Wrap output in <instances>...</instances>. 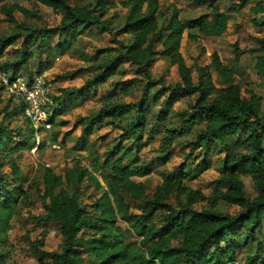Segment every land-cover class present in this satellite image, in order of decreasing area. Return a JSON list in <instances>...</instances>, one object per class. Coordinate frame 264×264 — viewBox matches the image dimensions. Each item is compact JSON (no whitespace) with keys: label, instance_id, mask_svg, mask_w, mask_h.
Listing matches in <instances>:
<instances>
[{"label":"trees","instance_id":"1","mask_svg":"<svg viewBox=\"0 0 264 264\" xmlns=\"http://www.w3.org/2000/svg\"><path fill=\"white\" fill-rule=\"evenodd\" d=\"M32 1L61 13L59 25L54 30L59 40L53 45V31L17 22L15 11L27 17L38 14L16 2L11 4L6 14L15 27L13 33L0 35V69L12 76L21 74L32 79L35 75L44 74V63L38 64L35 69L29 63L36 57L37 50L42 55L56 48L64 53L85 35L110 32L119 37V40L115 39L118 46L100 48L94 58L83 55L91 64L80 72L86 70L93 76L84 85L71 90L64 88L57 97L53 86L52 126L56 116L66 106L85 99L96 87L121 73V67L129 63L147 81L144 77L127 79L122 82L121 91L127 93L135 85H143L145 92L142 98L138 102L108 103L104 106L83 128L82 148L89 136L94 134L97 123L105 118L123 117L132 110H135L136 117L125 132L126 138H142L148 107L159 102V92L153 95L152 100L146 96L147 92L161 83L160 78L151 77L148 65L152 57L160 55L177 66L181 77L174 86L163 89L169 93L161 102L163 108L172 106L181 97H195L189 107L173 112L178 124L164 129L165 135L159 146L163 157L158 158L163 167L175 156L172 146L175 141L185 136L191 138L183 143L186 155L183 156L180 172L164 170L162 182L142 206L143 219L137 220L127 197L136 202L147 198L146 183L137 181L135 176L150 174L151 162L141 164L137 158L127 162L126 154H132V151L124 152L117 142L103 164L94 159L92 168L79 164L64 174L46 165L43 168L42 186L32 182L26 186L27 178L20 165L12 163L11 172L8 173L5 170L7 160L14 152L45 146L44 142H37L38 131L43 130V127L38 128L26 116L27 128L21 129L18 133L20 137L15 138V134L2 120L0 249L9 240V231L19 204L28 200L31 190L35 189L44 202V213L39 216V220L57 223L62 235L60 250L47 251L44 249L47 231H42V238L33 245L38 252L37 264H264V257L258 254L248 256L239 263L232 255L228 257V254L235 252L233 243L254 241L257 239V228L264 224L263 97L253 90H248L245 95L236 81L235 69L224 64L217 52L212 54L210 63L199 67V77L195 82L192 67L187 64L181 51L187 31L193 40L200 36L212 38L224 35L229 26V10L235 9V4L225 11L218 4L211 3L208 12L188 19H182L180 9L173 7L166 24H160L162 0H89L86 3L82 0ZM206 1L197 0V3ZM246 1L240 0L239 4L244 5ZM119 8L126 10V14L123 22L116 23L115 19L119 17L116 11ZM263 8L264 0H261L257 9L262 11ZM113 9V14H109ZM120 36L129 38L125 42ZM20 40V49L13 48L9 52L8 48ZM255 42L256 45L248 51L256 55L255 70L264 76V36L255 37ZM108 51L114 54L109 57L104 55ZM245 51L236 45V59ZM102 57V62H98V58ZM214 70L225 81L222 86L215 84ZM53 82L55 84L56 81ZM0 88L5 90L2 85ZM16 99L20 103L17 112L23 113L25 103L22 99ZM193 128L197 129L194 134ZM234 147L245 148V151L232 149ZM216 149L224 152L217 179L219 188L215 190L212 204L198 210L195 204L200 202L203 194L188 184L191 178L189 170L194 163H201L202 158H209ZM102 167L109 169L108 174L102 176L104 184L98 175ZM244 176H249L256 188L257 194L253 197L246 192ZM85 184H92L96 193V196L91 197L90 204L83 200ZM173 200H177L178 204ZM221 201L237 206L238 211L232 214L217 210L216 206ZM157 211L161 212L162 218L152 222ZM120 221L132 223L133 232L122 226ZM242 232L246 234L244 238L241 237ZM133 234L137 236L136 241L131 239ZM8 257L7 253L0 250V264H9Z\"/></svg>","mask_w":264,"mask_h":264},{"label":"rangeland","instance_id":"2","mask_svg":"<svg viewBox=\"0 0 264 264\" xmlns=\"http://www.w3.org/2000/svg\"><path fill=\"white\" fill-rule=\"evenodd\" d=\"M88 1L82 0L84 3ZM260 1L247 0L244 5H240V0H216L215 2L208 0L202 4L197 3V0H162L160 24H166L167 19L172 14L173 7L180 9L182 19H188L208 12V7L211 3L218 4L225 11H228L235 4V9L229 10V26L224 35L212 38L200 36L193 40L189 37V32L187 31L182 40L181 51L187 64L192 67L195 82H197L199 77V67L210 63L212 54L217 52L224 64L235 69L236 81L241 85L243 93L247 95L248 90L255 91L263 97L264 106V76L255 70L256 55L248 51L256 45L255 37L264 36V8L262 11L257 9ZM14 2L30 10L32 9L38 14L37 16L27 17L21 12L15 11L14 17L17 22L39 28L44 27L53 31L51 39L55 38L53 43L55 45L59 39L54 30L59 25L61 13L32 0H0V35L13 33L15 26L8 20L6 10ZM113 12L114 9L109 14H113ZM116 12H118L119 17L115 19V22H123L126 10L119 8ZM120 38L127 42L129 37L120 36ZM115 39L119 40V37L110 32L90 36L85 35V37H80L76 40L64 53L56 47H54L56 48L54 51L43 55L40 50H37L36 57L31 59L29 63L34 69L38 64L44 63V74L52 81H56L54 94L57 97L58 95L60 96L62 89L79 88L84 85L87 79L93 77L86 70L85 72H80V70H84L91 64L83 55L87 54L94 58L100 48L118 46L115 43ZM236 45L241 49L247 50L240 55L239 59H236ZM20 46L21 40L16 41L12 47L8 48V51L12 52L13 48L20 49ZM12 54L10 53V55ZM112 54L114 53L110 51L104 53L108 57ZM103 57L98 58L97 61L102 62ZM148 68L151 77L160 78L161 83L154 86L152 91L147 92L146 96L151 100L153 95L159 92V102L155 106L150 107L149 105L148 107L146 126L142 138L138 140L133 139L132 136L126 138L125 132L136 117L135 110H132L123 117L105 118L97 123L94 134L89 136L87 143L82 148L83 128L90 123L91 117L97 115L104 106L108 103L138 102L142 98L145 92L143 85H135L127 93L121 91L123 81L134 77H144L138 73L136 67L126 63L121 67V73L113 75L106 83L96 87L97 89L89 93L85 99H79L66 106L56 116L55 123L51 128L46 129L43 127V130L38 131L40 133L37 135V142H44L45 146L40 149L35 148L14 152L8 158L5 170L10 173L11 164L17 163L27 178L26 186L30 182L34 185L42 186L44 166H53L56 172L60 174H64L68 169H73L79 164L92 168L94 159L103 164L105 158L110 156V151L114 147L113 144L119 142L118 147L124 148V152L132 151V154H126L127 162L137 158L141 164L152 163V172L150 174L143 177L135 176L137 181L146 183L148 187L147 198L136 202L129 196L127 197L128 201L131 202L134 216L137 220H142V206H145L157 185L162 182L163 172H180L183 156L185 157L186 155L183 150V143L191 138L190 136H185L183 139L175 141L172 145L174 147L173 155L175 156L163 167L158 158L163 157L159 146L161 139L165 135L164 129L177 125L178 119L173 117V112L186 109L195 98L194 95L184 96L167 109L163 108L161 102L169 94L163 89L174 86L181 80L178 68L176 65H172L167 58L160 55L152 57ZM144 80L146 82L147 78L144 77ZM213 80L217 86H222L225 82L215 70L213 71ZM18 101L10 96L6 90L3 91L0 88V122L3 120L5 125L9 126V129L15 134V138L20 137L18 133L21 129L25 130L27 128L25 113L17 112V107L20 106ZM196 128H193V134L197 130ZM232 149L245 151V148L239 147ZM187 152L188 149H186ZM223 154L224 152H219L216 149L208 156L209 158H206V160L202 158L201 163H194V166H191L192 169L189 170L191 178L188 184L194 189L201 190L203 194L200 202L195 204V208L198 210L209 207L213 202L215 190L219 188L217 179L220 175ZM108 172L109 169L107 167H102L98 173L103 184L102 176H104L103 174H108ZM243 180L247 194L251 197L255 196L257 191L251 178L244 176ZM83 189V200L90 204L92 198L96 196L94 187L92 184H85ZM173 201L178 204L177 200ZM216 209L232 214L238 211L237 206L229 205L223 201L218 203ZM43 213L44 202L38 192L32 189L30 198L19 204L17 215L12 222V229L9 231V240L0 249L8 254L9 264H37L38 252H36L33 245L42 238V231L44 230L47 231L44 249L47 251L60 250L62 235L59 231V225L51 221H40L39 216ZM161 218V212L157 211L152 217V222H158ZM120 224L129 229L130 232H133L132 223L120 221ZM256 234L257 239L254 241L246 239L247 241L241 244L238 242L233 243L235 252L228 254V257L232 255L237 263L244 262L246 257L254 256L255 254H258L261 258L264 257V224L257 228ZM245 235L242 232L241 237L244 238ZM131 239L136 241L137 236L133 234Z\"/></svg>","mask_w":264,"mask_h":264},{"label":"built area","instance_id":"3","mask_svg":"<svg viewBox=\"0 0 264 264\" xmlns=\"http://www.w3.org/2000/svg\"><path fill=\"white\" fill-rule=\"evenodd\" d=\"M0 85L6 92L22 99L25 103L24 113L35 125L52 127L50 116L54 106L52 95L53 81L46 74L35 75L32 79L24 75H11L8 71L0 69Z\"/></svg>","mask_w":264,"mask_h":264}]
</instances>
